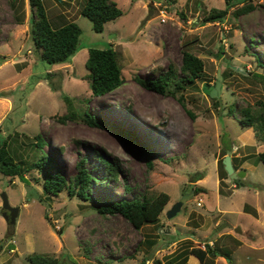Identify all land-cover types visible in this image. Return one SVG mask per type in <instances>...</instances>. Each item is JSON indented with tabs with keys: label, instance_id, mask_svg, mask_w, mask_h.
I'll return each mask as SVG.
<instances>
[{
	"label": "rangeland",
	"instance_id": "obj_1",
	"mask_svg": "<svg viewBox=\"0 0 264 264\" xmlns=\"http://www.w3.org/2000/svg\"><path fill=\"white\" fill-rule=\"evenodd\" d=\"M85 1L43 0L54 28L70 21L82 28L76 55L50 65L35 51L30 0H0V141L9 139L16 160L25 162L26 177L0 173V264H32L27 256L35 252L57 256L63 264H156L157 259L168 264L171 254L205 244L231 252L238 241L223 234L234 226L242 233L233 234L245 242L238 264H264V165L257 155L264 140L253 127L241 126L239 111L229 113L231 106L256 108L264 102V0H253L255 9L240 16L234 11L246 0H233L223 21L206 18L213 9L227 8L226 0H114L123 14L102 32L81 14ZM111 45L119 53L125 83L94 96L86 78L89 49ZM184 49L205 62L203 77L179 92L194 117L177 98L148 91L137 80L156 76L170 62L180 66ZM219 72L222 89L211 96ZM80 108L155 152L152 169L134 144L114 133L90 126L78 114L66 122L56 118ZM39 134L68 178L88 156L87 165L98 177L90 191L95 198L169 193L160 221L138 230L120 214L101 215L90 200L67 191L48 194L39 173L26 170ZM232 147L237 169L244 161L254 167L240 181L221 174ZM95 149L117 159V180H108ZM4 192L20 208L15 224L3 217ZM183 199L181 209L168 217ZM147 237L157 240L150 251L142 244ZM216 256L210 254L206 264H214ZM188 264L201 262L190 256Z\"/></svg>",
	"mask_w": 264,
	"mask_h": 264
},
{
	"label": "trees",
	"instance_id": "obj_2",
	"mask_svg": "<svg viewBox=\"0 0 264 264\" xmlns=\"http://www.w3.org/2000/svg\"><path fill=\"white\" fill-rule=\"evenodd\" d=\"M30 3L34 8L31 18V38L35 45V51L39 54L42 61L50 65L68 62L79 50L82 28L74 21L54 28L43 0H30ZM226 3L228 5L227 8L221 10L213 9L206 19L223 21L228 14L229 6L232 7L235 4L233 0H226ZM255 7L253 0H246L242 6L236 8L234 15L240 16L250 13ZM81 14L92 22L93 29L96 32H102L105 29L106 23L120 17L123 11L114 0H86L81 8ZM86 67L89 71L86 78L89 81L94 96H104L125 83L119 53L112 45L106 48H90L86 60ZM159 70L156 76L150 74L146 79L137 78L138 82L148 91L163 96L171 95L177 98L188 114L194 117L193 111L187 108L184 94H179V92L184 90L187 85H193L197 79L203 77L205 73V62L203 58L189 49H184L180 66L170 62L166 69ZM65 100L71 105L68 96H65ZM258 105L256 108L249 104L239 108L235 107L234 109L231 106L229 113L236 115L233 113V110L239 111L241 117L238 120L241 126L244 128L253 127L258 139L264 140V102L259 101ZM77 114L90 126L104 128L118 137L123 138L127 143L134 144L136 146L134 149L136 154L138 156H144L148 166L152 169L154 159L157 157L155 152L137 143L127 131L111 125L104 119L92 116L87 108H80L78 113L73 110L71 113L56 116V118L62 122H66L70 119H76ZM35 138L36 149L32 153L29 162H27L28 167L26 170H36L39 173L43 179L41 185L48 194L57 196L61 192L67 191L71 197H78L84 201L90 200L96 211L101 215L120 214L138 230L142 229L145 225L156 224L160 221V216L171 199L169 193L161 191L158 194L150 195L144 192L133 198H95L90 195V191L93 184L98 182V177L93 174L92 169L87 165L88 156L84 155L80 158L76 164L77 173L68 178L59 168L51 153L44 150L45 145L48 144L45 138L40 134L36 135ZM95 154H97L96 156L100 166L103 167V171L106 173L108 180H117L121 173L117 159L109 160L101 150L96 151L95 149ZM257 155L264 165V151L259 152ZM23 163L25 162L16 160L15 155L9 147V139L4 138L1 140L0 173L12 179L19 177L26 181ZM221 166L222 176L228 177L229 175L224 168L223 162H221ZM198 179L200 177H197ZM127 189L131 190L129 187ZM200 189L197 187L194 188L196 192L200 191ZM254 214L257 216L258 212L256 211ZM143 243L147 246V251H150L157 244V240L147 237L146 240L142 241ZM210 254L214 256L216 254L225 256L232 260L228 251H222L217 246L213 248L208 245L207 249L192 247L187 253L181 251L178 254H171L172 256L168 260V264H186L190 255H194L203 264H206ZM27 259L32 264H63L59 257L44 253L35 252L29 254ZM66 264H76V261L71 260ZM156 264H162V260L157 259Z\"/></svg>",
	"mask_w": 264,
	"mask_h": 264
},
{
	"label": "water",
	"instance_id": "obj_3",
	"mask_svg": "<svg viewBox=\"0 0 264 264\" xmlns=\"http://www.w3.org/2000/svg\"><path fill=\"white\" fill-rule=\"evenodd\" d=\"M151 14V12H150ZM150 18V15L147 16V19ZM222 75L219 72L218 75V80L216 82L215 87L211 88L210 90V94L211 96H218V94L221 92L222 89ZM207 87L209 88V84H207ZM232 152H233V147L231 149L228 150L227 155L224 157L223 159V164H224V168L227 171L228 175L230 176L231 179L236 180V181H240L241 178H243L246 175V171L240 170V171H236L235 167L233 165L232 162ZM186 199H183L181 202H177L173 208L168 212V217H172L174 216L182 207L183 202H185ZM20 213V208L17 206H13L10 203L9 200V196L7 193H3L2 194V214L3 217L5 218V220L11 224H15L17 221V218L19 216ZM222 228V227H220ZM236 232L241 233L242 229L237 227L235 229ZM228 261H231L230 258H227Z\"/></svg>",
	"mask_w": 264,
	"mask_h": 264
},
{
	"label": "crops",
	"instance_id": "obj_4",
	"mask_svg": "<svg viewBox=\"0 0 264 264\" xmlns=\"http://www.w3.org/2000/svg\"><path fill=\"white\" fill-rule=\"evenodd\" d=\"M232 162H233V156H232ZM233 165H234V163H233ZM248 167H253V166H251V165H249L248 163H247V161H244L242 164H241V166H240V169L238 170V169H236L235 168V170H238V171H240V170H243V168H245V170H246V176L248 175V171H249V169L250 168H248ZM254 168V167H253ZM234 186H236L235 184H234ZM258 215H259V213H258ZM257 215V216H258ZM217 223H220V222H217ZM228 225L227 224H225L223 227H227ZM222 227V228H223ZM235 227V226H234ZM234 227H233V229L231 228V227H229V228H226V229H228L226 232H224V234L223 235H227V236H229V235H233V237L234 238H236L237 239V241L238 242H236V247H234L232 250H231V252L229 251V250H226V251H228L229 252V255L232 257V260L231 261H228L227 260V258L225 257V256H221V255H217L216 257H215V259H214V264H223V260H227V262H226V264L228 263H230L231 262V264H233V262L234 263H236V264H238V262H241V255H240V253H239V249H241V247H243L244 245H245V242H243V240H242V238L240 237H237L235 234H233V232H235V230H234ZM221 229V228H220ZM233 230V231H232ZM242 233V232H241ZM241 233H239V234H241ZM222 235V236H223ZM262 249H264V246L262 247ZM190 256H194V255H190ZM190 256L188 257V260H187V263L186 264H188L189 263V261H190ZM234 260V261H233ZM200 261V260H199ZM201 262V261H200ZM201 264H203L202 262H201Z\"/></svg>",
	"mask_w": 264,
	"mask_h": 264
},
{
	"label": "built area",
	"instance_id": "obj_5",
	"mask_svg": "<svg viewBox=\"0 0 264 264\" xmlns=\"http://www.w3.org/2000/svg\"><path fill=\"white\" fill-rule=\"evenodd\" d=\"M199 205H201V203L199 202L198 203ZM204 247H200V248H202V249H207L208 248V245L207 244H205V245H203Z\"/></svg>",
	"mask_w": 264,
	"mask_h": 264
}]
</instances>
